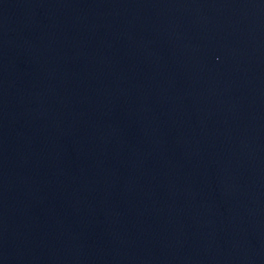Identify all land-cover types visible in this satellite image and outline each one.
Listing matches in <instances>:
<instances>
[{
  "label": "water",
  "instance_id": "water-1",
  "mask_svg": "<svg viewBox=\"0 0 264 264\" xmlns=\"http://www.w3.org/2000/svg\"><path fill=\"white\" fill-rule=\"evenodd\" d=\"M0 264H264V0H0Z\"/></svg>",
  "mask_w": 264,
  "mask_h": 264
}]
</instances>
